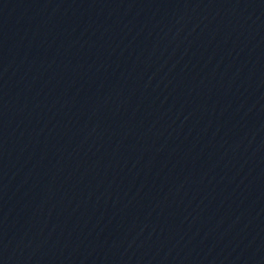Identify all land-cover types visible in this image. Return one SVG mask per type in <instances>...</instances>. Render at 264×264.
Returning a JSON list of instances; mask_svg holds the SVG:
<instances>
[{"label": "water", "instance_id": "1", "mask_svg": "<svg viewBox=\"0 0 264 264\" xmlns=\"http://www.w3.org/2000/svg\"><path fill=\"white\" fill-rule=\"evenodd\" d=\"M0 264H264V0H0Z\"/></svg>", "mask_w": 264, "mask_h": 264}]
</instances>
